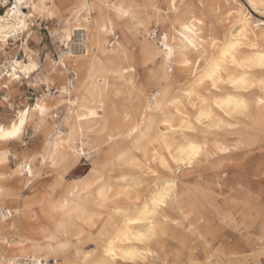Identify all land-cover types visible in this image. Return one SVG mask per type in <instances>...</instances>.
Instances as JSON below:
<instances>
[{
	"label": "snow or ice",
	"instance_id": "snow-or-ice-1",
	"mask_svg": "<svg viewBox=\"0 0 264 264\" xmlns=\"http://www.w3.org/2000/svg\"><path fill=\"white\" fill-rule=\"evenodd\" d=\"M2 2L0 264H215L212 227L193 223L214 193L185 174L256 151L262 223L240 264H264V0ZM75 27L93 40L79 56ZM120 33L111 59L93 54Z\"/></svg>",
	"mask_w": 264,
	"mask_h": 264
},
{
	"label": "rangeland",
	"instance_id": "rangeland-1",
	"mask_svg": "<svg viewBox=\"0 0 264 264\" xmlns=\"http://www.w3.org/2000/svg\"><path fill=\"white\" fill-rule=\"evenodd\" d=\"M228 1H219V5L222 3L220 5L222 10L227 6ZM31 27L33 31H39L41 33V41L39 44L41 49L51 50L57 47L50 35L45 38V34L48 32L46 21L37 20ZM109 40L112 41V39ZM64 47L66 48V45ZM33 51H36V49H33ZM47 54V52L38 53V55L45 56ZM14 87L17 93L30 94V85L26 81L16 83ZM4 91L5 89L0 87V93ZM229 156L223 159L226 162L222 168L217 167V163L209 162L198 166L194 173L190 175L185 174V183L203 185L210 189L214 193L210 200L221 210L220 213L208 212L210 208V204L208 203L205 208H202L204 217L201 220L203 221L201 225L208 223L215 229L217 227L218 234L223 235L225 241L228 242L227 246L223 249L222 242L218 236L212 240L215 244V247L212 249V253H215L212 256L215 264H240L242 261L241 258L247 256L253 250V247L257 245L256 242H259L260 225L262 223L261 215L254 208H251L260 203L258 194L262 186V178L257 173L258 160L259 167L261 163L260 153L256 151L247 154V156L231 153ZM242 179L244 180L243 187L250 188L257 194V199L251 205L244 203V201L248 202V196L242 190ZM225 215L233 217L243 227L237 230L234 226L223 224L222 220ZM243 237L246 238V241L242 240ZM187 239L191 246L193 240L196 238L188 236ZM170 243L174 244L175 241H170ZM197 246L202 251V245L199 244L198 240ZM212 253L209 255H212Z\"/></svg>",
	"mask_w": 264,
	"mask_h": 264
},
{
	"label": "bare ground",
	"instance_id": "bare-ground-1",
	"mask_svg": "<svg viewBox=\"0 0 264 264\" xmlns=\"http://www.w3.org/2000/svg\"><path fill=\"white\" fill-rule=\"evenodd\" d=\"M219 1H221V0H216V2L217 3H219ZM224 2H226V1H228V0H223ZM201 2V0H195V3L196 4H199ZM229 2V1H228ZM222 4V3H221ZM220 4V5H221ZM221 7V6H220ZM222 8V7H221ZM222 10V9H221ZM8 11H10V7H8L7 9H5V12H8ZM22 11H26V10H24V9H22ZM71 37H72V39H70V40H66V42H65V45H66V48H68V49H70V50H72L73 49V45H75V49H74V51H73V55L74 56H79V55H81V50H83L84 52H87L88 51V49L89 48H91L92 47V44H93V40H92V38L90 37V35L88 34V32L85 30V29H83V28H80V27H75L74 28V30L72 31V33H71ZM123 39H124V37H123V34L122 33H120V34H118V37H113L112 38V41H108V44H107V46H106V49H104V48H102V49H100L99 50V52H97V53H93L94 55H98L99 57H102V58H105V59H111L112 58V48H113V40H116L117 41V43H121V42H123ZM105 51H107L108 53H109V55L107 56V57H104V53H105ZM72 64H73V67H75L76 65H75V61H73L72 62ZM74 73L72 72V70H71V68L68 70V72H67V75L69 76V77H71L72 75H73ZM131 78V77H130ZM25 81L27 82V80H26V78H25ZM16 85V84H15ZM2 88V87H1ZM122 103V101H117L116 99H113V101H112V104L114 105V104H116V103ZM111 108H112V106L111 105H109V108L106 110L107 111V113H108V115L109 116H111V114H112V111H111ZM98 123H99V121H97ZM232 141H231V138H228V139H226L225 140V146H228V145H230V143H231ZM229 154H231V153H226V154H221V158H213V163H217V165H219V163L221 162V159L223 160V159H226L228 156H229ZM229 158H230V156H229ZM258 169H259V160H258V164H257V173H258V176H260L261 177V175L259 174V172H258ZM218 170V169H217ZM201 188H206L205 186H203V185H199ZM198 198V196H197V193L195 192V191H193V193H192V199L193 200H196ZM211 196H210V198H208V199H203L202 198V194H201V198H200V204H201V207L202 208H205L206 207V204L208 203V204H210L209 206H210V208H209V210H208V212H214V213H220V208L215 204V203H213L211 200ZM244 203L245 204H248V202H246V201H244ZM208 206V205H207ZM251 208H254L255 210H256V212L258 213V214H260L261 215V213H260V210H261V203H259V204H256L254 207H251ZM218 215V214H217ZM203 217H204V213L202 212V215H200V217H199V219H197V218H194L193 219V223L194 224H196L197 225V231L199 232L201 229H203L204 231H207L208 230V228H209V226H211L210 224H208V223H206L205 225H201V223H200V221L203 219ZM212 227V226H211ZM212 229H213V239L212 240H214L215 239V237H219L220 238V241L222 242V246H223V249L227 246V244H228V242H226L225 241V238H224V236L223 235H221V234H218V231H217V227H216V229L214 228V227H212ZM243 241H246V238L245 237H243V239H242ZM259 242H256V244H258ZM239 252V251H238ZM230 253V252H229ZM236 256V255H235ZM237 257V256H236ZM245 259H247V256H244V257H242L241 258V260H245Z\"/></svg>",
	"mask_w": 264,
	"mask_h": 264
},
{
	"label": "built area",
	"instance_id": "built-area-1",
	"mask_svg": "<svg viewBox=\"0 0 264 264\" xmlns=\"http://www.w3.org/2000/svg\"><path fill=\"white\" fill-rule=\"evenodd\" d=\"M13 2H14V0H13ZM7 7H11L10 3L7 4V6H5V4L2 2V0H0V8L5 9V8H7Z\"/></svg>",
	"mask_w": 264,
	"mask_h": 264
}]
</instances>
